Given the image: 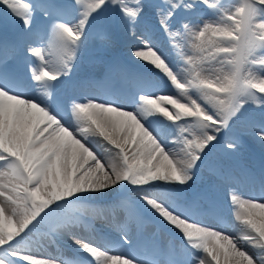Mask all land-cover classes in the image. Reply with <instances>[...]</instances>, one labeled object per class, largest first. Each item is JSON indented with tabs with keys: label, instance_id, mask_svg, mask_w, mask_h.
<instances>
[{
	"label": "snow or ice",
	"instance_id": "obj_1",
	"mask_svg": "<svg viewBox=\"0 0 264 264\" xmlns=\"http://www.w3.org/2000/svg\"><path fill=\"white\" fill-rule=\"evenodd\" d=\"M0 264H264V0H0Z\"/></svg>",
	"mask_w": 264,
	"mask_h": 264
},
{
	"label": "rangeland",
	"instance_id": "obj_2",
	"mask_svg": "<svg viewBox=\"0 0 264 264\" xmlns=\"http://www.w3.org/2000/svg\"><path fill=\"white\" fill-rule=\"evenodd\" d=\"M126 54V53H125ZM253 152H257V153H260L259 152V150H254ZM252 152V153H253ZM250 158H251V156H250ZM196 186H199V183H197L196 184ZM185 187H187V186H185ZM192 189V188H191ZM191 189H189V191L191 190ZM249 189H251V190H254V188H252V187H250L249 186ZM194 190H196V189H194ZM255 191V190H254ZM191 192V191H190ZM221 203V202H220ZM219 203V204H220ZM219 204H217L218 206H219ZM220 209L221 210H223L221 207H223L224 208V206H223V204L221 203L220 204ZM223 212V211H222ZM107 213H109V212H105L104 213V218H100L99 219V217L100 216H96V214H94V213H89V214H87L88 216H96V224H97V228H98V231L96 232V236H101L100 238L101 239H103V237H108L107 236V234H109V231H107L108 230V224H107V220H109L108 219V214ZM109 214H111V212L109 213ZM226 214V215H225ZM108 216V217H107ZM228 217V218H227ZM104 219V221L106 222V223H104V221H102ZM231 220L230 218H229V214L228 213H226V211L224 212V220L225 221H227V223H226V225H225V227L224 228H221V229H223L224 231H227V232H229V233H235V231L237 232L238 231V227H234L232 224H231V221H229L228 222V220ZM117 220H118V216H117ZM116 222V221H115ZM216 224V222L214 223V225ZM96 228V229H97ZM235 228V229H234ZM107 229V230H106ZM85 231H89L88 229H84ZM111 235H114V238H113V240H110L113 244H117L118 243V241L116 240V235L115 234H111ZM103 236V237H102ZM66 242V243H65ZM58 244H59V246H60V248L62 249V250H66L67 252H65V255H67L68 257H73V256H75V252H73L70 248H69V239L66 237L64 240H62V241H58L57 242ZM67 243H68V245H67ZM50 248H52V249H56V245L54 244V245H51L50 246ZM71 253H74V255H72Z\"/></svg>",
	"mask_w": 264,
	"mask_h": 264
},
{
	"label": "bare ground",
	"instance_id": "obj_3",
	"mask_svg": "<svg viewBox=\"0 0 264 264\" xmlns=\"http://www.w3.org/2000/svg\"><path fill=\"white\" fill-rule=\"evenodd\" d=\"M126 55V54H125ZM260 154V153H259ZM198 188V186H196V184H193V186H192V189L191 190H194V189H197ZM248 191H250L249 190V188L247 189ZM220 202H225L224 203V205L223 206H225L226 207V210L228 211V213H229V217H230V219L231 220H228V222L229 221H231V224L234 226V227H239V225H238V222L236 221V218H235V215L233 214V212H232V209H231V206L226 202V201H224V200H219ZM221 204V203H220ZM219 204V205H220ZM89 213H93L91 210L87 213V214H89ZM95 214V213H94ZM221 214V217H222V213H220ZM226 215V214H225ZM204 220H206L205 219V217L203 216L202 217ZM228 218V217H227ZM208 223H210V222H208ZM235 229V228H234ZM223 230V229H222ZM236 232V231H235ZM233 233V232H232ZM107 236L108 237H114V235H109V234H107ZM103 237V236H102ZM66 243V242H65ZM67 245H68V243H67ZM49 250L50 251H52V252H55L56 251V249H52V248H49ZM65 252H67L66 250H64ZM72 255H74V253H71Z\"/></svg>",
	"mask_w": 264,
	"mask_h": 264
}]
</instances>
